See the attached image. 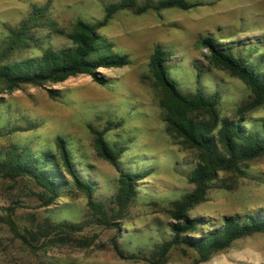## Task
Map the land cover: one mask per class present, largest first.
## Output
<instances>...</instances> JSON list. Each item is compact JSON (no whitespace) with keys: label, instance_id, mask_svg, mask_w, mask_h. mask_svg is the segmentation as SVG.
<instances>
[{"label":"rangeland","instance_id":"1","mask_svg":"<svg viewBox=\"0 0 264 264\" xmlns=\"http://www.w3.org/2000/svg\"><path fill=\"white\" fill-rule=\"evenodd\" d=\"M118 1L0 0V41L10 29L34 16L33 9L40 10L29 22L26 41L5 60L35 58L46 48L70 45L65 33L76 20L98 24L104 7ZM185 1V9H147L139 14L120 9L97 27L112 51L127 60L119 67L98 68L101 83L78 73L54 83H25L0 92V158L13 145L28 156L54 154L59 162L56 140L61 138L74 173L90 183L92 199L101 202L107 214L115 211L110 198L117 188L118 172L97 153L90 127L120 151V170L144 174L122 216L110 224L92 221L84 194L59 169L56 174L65 178V185L47 206H39L36 194L41 188L31 180L0 177V264H151L162 244L171 239L173 202L192 188L188 175L197 153L166 129L160 104L163 92L149 64L153 49L159 47L167 54V76L180 93L190 95L198 89L207 96L216 92L219 115L228 119L236 118V109L250 98V90L241 78L210 60L200 39L214 38L217 45L264 74V0ZM143 2L135 0L137 5ZM48 90H53L52 96ZM243 115L247 130L260 127L264 102ZM239 168L242 174L218 173L204 199L188 210L189 216L200 218V224L187 235L204 236L221 226L223 216L236 214L241 222L247 216H264V156ZM8 206L21 233L31 227L32 217H48L82 223L75 236L91 237L93 242L82 247L40 238L32 242L34 248L29 247L5 223ZM113 242L122 254L137 258L118 257ZM197 258L193 248L173 244L160 264H264V233L241 236L211 251L205 260L195 262Z\"/></svg>","mask_w":264,"mask_h":264},{"label":"trees","instance_id":"2","mask_svg":"<svg viewBox=\"0 0 264 264\" xmlns=\"http://www.w3.org/2000/svg\"><path fill=\"white\" fill-rule=\"evenodd\" d=\"M185 9V0H159L152 2L144 0L140 5L135 0H119L104 7V14L98 24H89L76 20L71 31L65 36L70 45L59 49H44L38 57L28 58L16 62H8L7 56L17 49L27 38V27L30 20L38 17L40 10L33 9L34 16L21 22L16 29H10L9 35L0 41V92L9 91L21 84L30 83L42 85L45 82H58L68 76L86 73L101 83L103 76L98 68L119 67L126 64V56L112 51V45L97 32V27L103 25L111 15L120 9H129L139 14L147 9L160 10L165 8ZM63 33V32H61ZM200 44L207 50L210 60L241 78L250 90V98L236 109V118L220 117L217 109L218 94L212 92L205 96L198 89L193 94L180 93L176 84L167 76L164 60L167 54L159 47H155L150 55L149 64L153 76L163 92L160 102L164 109L163 120L168 132L180 138L182 144L192 148L197 153V161L188 175L192 184L189 191L184 192L178 200L173 202L171 217L174 222L169 223L171 239L162 244L157 257L149 262L160 264L168 249L173 244H184L193 248L198 258L195 262L205 260L211 251L220 250L244 235L264 233V216H247L243 222L238 215L222 217L221 226L205 232L204 236L187 235L194 232L200 224V218L188 215L195 204L202 201L206 191L220 172H235L242 174L239 164L264 156V124L258 128L247 130L243 123L244 112L261 105L264 102V74L256 71L255 66L243 61L237 54L231 55L226 48L217 45L214 38L205 36ZM246 63L247 65L243 64ZM53 95V90H48ZM91 129L97 153L107 160L118 172L117 188L110 198L115 204V211L107 214L102 203L91 197V185L80 179L73 171L68 151L61 138L56 140L58 149L56 156L42 153L38 156H28L22 150L9 146L0 158V177L14 180L16 177L27 178L38 185L41 190L36 194L39 206H47L59 195V189L64 187L65 178L56 174H67L72 186L82 192L86 198V207L94 216V223L110 224L113 219L120 218L123 210L136 194V182L144 177L143 172H126L119 169L117 157L120 151L107 145L102 132ZM12 206L4 218L11 232L24 244L34 248L32 242L40 238L65 244L75 243L88 246L93 242L91 237L75 236L81 230L82 223L66 221H51L48 217L37 220L31 219V227L19 232L14 220L10 217ZM113 250L120 258H137L135 254H122L113 242Z\"/></svg>","mask_w":264,"mask_h":264}]
</instances>
